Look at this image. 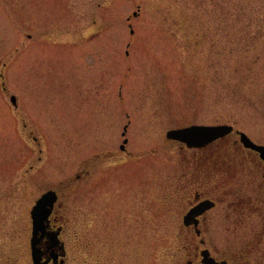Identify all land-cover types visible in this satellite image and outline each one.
I'll return each instance as SVG.
<instances>
[{"label": "rangeland", "instance_id": "1", "mask_svg": "<svg viewBox=\"0 0 264 264\" xmlns=\"http://www.w3.org/2000/svg\"><path fill=\"white\" fill-rule=\"evenodd\" d=\"M236 4L0 0V264H33L32 208L71 185L67 264H178L181 221L164 204L181 157L168 131L228 124L264 144V21L235 20ZM90 161L91 218L77 178ZM214 223L222 249L233 224Z\"/></svg>", "mask_w": 264, "mask_h": 264}, {"label": "flooded vegetation", "instance_id": "2", "mask_svg": "<svg viewBox=\"0 0 264 264\" xmlns=\"http://www.w3.org/2000/svg\"><path fill=\"white\" fill-rule=\"evenodd\" d=\"M178 144L181 157V175L175 185L178 190L170 192L175 202L164 204L166 210L181 221L178 235L182 247L178 264H264V157L246 148L236 129L204 148ZM219 144L222 148H212L213 145L219 147ZM121 151L127 153L126 148ZM91 167L90 161L84 173L77 174L78 179L86 182L85 213L90 218L92 211L96 210L92 205L95 181L92 179L95 177ZM238 169L245 175L242 186L238 184L241 181L236 180L240 176L236 172ZM71 188L72 185L67 190H48L57 197L49 218V231L58 234L60 246H64V255L57 251V258L49 259L47 264H67L68 242L64 237L67 229L62 220L68 219L65 202L70 194H74V191L70 193ZM124 195L129 198L127 210L133 214L137 209L136 194L131 190ZM216 220H231L233 224V228L225 230L230 233V240L222 249L213 238V235L220 234L212 228L216 227L215 223L212 224ZM47 259L48 256H45L44 262Z\"/></svg>", "mask_w": 264, "mask_h": 264}, {"label": "water", "instance_id": "3", "mask_svg": "<svg viewBox=\"0 0 264 264\" xmlns=\"http://www.w3.org/2000/svg\"><path fill=\"white\" fill-rule=\"evenodd\" d=\"M138 15V12L134 14ZM12 102L16 104V98L12 97ZM127 130V129H125ZM233 131V127L229 125L220 126H200L193 125L185 128L173 129L167 133L169 139L186 143L190 148H202L212 143L213 141L223 138ZM241 142L246 148L258 151L264 156V146L254 143L247 134L238 132ZM126 134V132L124 133ZM128 143L126 139L122 149ZM56 195L54 192L46 193L33 208L31 215L33 220L31 250L33 264H47L49 259L57 258V251L64 255V246L58 238L57 233L49 231L50 220L49 217L52 213ZM48 256L47 261L44 262L43 258Z\"/></svg>", "mask_w": 264, "mask_h": 264}, {"label": "trees", "instance_id": "4", "mask_svg": "<svg viewBox=\"0 0 264 264\" xmlns=\"http://www.w3.org/2000/svg\"><path fill=\"white\" fill-rule=\"evenodd\" d=\"M264 4L261 5L260 8H254L251 4L250 5H246L244 4L243 1L237 0V4H236V10H235V20L237 21H255L253 19H260L264 21ZM223 16L228 17V14H223ZM253 25V24H251ZM260 36L263 35L264 33V24L260 25ZM259 36V37H260ZM257 37V36H255ZM255 37L252 40H255ZM249 47H244L243 49L248 50Z\"/></svg>", "mask_w": 264, "mask_h": 264}]
</instances>
